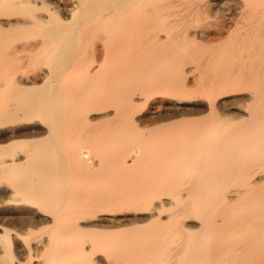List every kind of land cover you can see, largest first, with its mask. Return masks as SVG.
<instances>
[{
    "label": "bare ground",
    "instance_id": "bare-ground-1",
    "mask_svg": "<svg viewBox=\"0 0 264 264\" xmlns=\"http://www.w3.org/2000/svg\"><path fill=\"white\" fill-rule=\"evenodd\" d=\"M100 261L264 264V0H0V264Z\"/></svg>",
    "mask_w": 264,
    "mask_h": 264
},
{
    "label": "rangeland",
    "instance_id": "rangeland-1",
    "mask_svg": "<svg viewBox=\"0 0 264 264\" xmlns=\"http://www.w3.org/2000/svg\"><path fill=\"white\" fill-rule=\"evenodd\" d=\"M70 1H72V0H70ZM51 2H52V4H53V0H51ZM49 5H51V3L49 4ZM239 103V101L238 102H236V104L235 103H226V105H228V107L231 105V104H234V105H239L238 104ZM230 104V105H229ZM155 104H152V103H147V104H144V105H141V106H139L138 105V112H140V114L142 115V117H143V125H154V124H158L159 122H161L162 123V121H164V122H166V121H169L170 119H164V120H159V121H153V120H151V119H149V117L148 116H146L145 114H147V112H153V111H155L156 110V106H154ZM225 105V106H226ZM233 106V105H232ZM141 108V110H140V108ZM147 107V108H146ZM227 107V106H226ZM231 107V106H230ZM167 111L165 110V109H163L162 110V113H166ZM200 114H201V116H204L203 114H205V111L203 112V114H202V112H200V113H197L196 115H194V116H200ZM228 114H231V112H229ZM144 115V116H143ZM147 119V120H146ZM150 120V122H149V120ZM149 123V124H148ZM130 216V215H129Z\"/></svg>",
    "mask_w": 264,
    "mask_h": 264
},
{
    "label": "snow or ice",
    "instance_id": "snow-or-ice-1",
    "mask_svg": "<svg viewBox=\"0 0 264 264\" xmlns=\"http://www.w3.org/2000/svg\"><path fill=\"white\" fill-rule=\"evenodd\" d=\"M85 250L87 251V245L85 246ZM100 264H104V261H100Z\"/></svg>",
    "mask_w": 264,
    "mask_h": 264
}]
</instances>
